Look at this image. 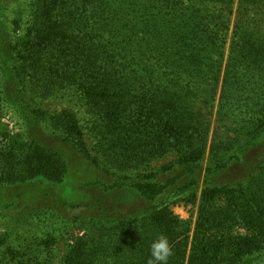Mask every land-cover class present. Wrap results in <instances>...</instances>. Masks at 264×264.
I'll return each instance as SVG.
<instances>
[{
    "label": "trees",
    "instance_id": "obj_1",
    "mask_svg": "<svg viewBox=\"0 0 264 264\" xmlns=\"http://www.w3.org/2000/svg\"><path fill=\"white\" fill-rule=\"evenodd\" d=\"M128 1L26 0L9 20L0 0V72L7 65L13 70L20 115L73 144L115 179L110 190L124 199L118 197L113 208L89 203L90 229L74 240L60 264H149L151 244L161 235L171 246L167 264H264V203L257 191L220 182L217 173L231 160L226 153L212 154L191 240L188 226L170 209L172 193H180L176 201L197 199L196 171L202 169L207 130L191 101L219 86L228 20L216 19L196 0ZM211 1L217 12L232 10V0L202 2ZM239 1L255 12L248 17L254 27L246 31L247 19L236 25L221 104L227 109L242 96L243 104L249 99L264 108V31L259 29L264 0ZM251 64L256 70L245 71ZM67 95L85 109L89 135L73 110L42 108ZM252 121L259 125L245 134L240 146L245 151L264 132V112ZM170 154L176 155L173 162L151 167ZM167 171L174 177L163 181ZM67 172L58 153L23 134L11 136L0 123V192L60 185ZM18 197L0 196L1 216L31 210L49 195ZM7 236L0 235V264H12L10 259L50 264L48 256L29 252L43 240L29 243L26 253L14 252Z\"/></svg>",
    "mask_w": 264,
    "mask_h": 264
},
{
    "label": "rangeland",
    "instance_id": "obj_2",
    "mask_svg": "<svg viewBox=\"0 0 264 264\" xmlns=\"http://www.w3.org/2000/svg\"><path fill=\"white\" fill-rule=\"evenodd\" d=\"M2 1L3 6L7 10L6 15L9 20H11L20 4L22 6L27 4L26 0ZM136 1H138L136 4H132L129 0L127 4L137 5L142 0ZM202 1L196 0L197 7H209L216 19L220 18L222 21L228 20L229 27L223 67L216 92L214 94L211 92L203 93L191 101L196 108V112L203 117L207 130L202 169L196 171V180L198 181L197 199L192 204L176 201L180 194L179 192L176 195H173V193L170 195V209L179 220L188 226L190 240L196 227L200 195L213 153L222 151L221 153H226V161L228 158L231 159L228 162V166L222 168L217 173L220 177V182L228 184L230 187H236L240 184L243 188L257 191L264 203V132L261 133L256 142H252L251 149L247 148L245 151L240 148L242 143L245 142V134L256 128L254 124L259 125L257 121L253 122L252 120H256L259 117L262 119L264 108L261 106L260 101V104H258L257 101L250 102L248 99L247 103L243 104L244 100H242V96L233 98L231 101L232 107L229 106L227 109H224L221 104L225 67L230 56V44L236 31V25L240 19L250 21L248 17H253L255 12L246 11L243 6L240 7L239 0H232V10L223 12L215 10L216 4L214 2L212 3L211 1L208 4ZM165 2L166 0L162 3L165 4ZM244 13L250 14L243 15ZM141 20L142 18H140ZM250 22L246 27V31L254 27L253 22ZM260 22L261 26H259V29L264 31V17H262ZM19 33L21 34L22 32L19 31ZM2 49L4 52H7L3 46ZM3 64H6L5 60L2 61ZM256 65L251 64L244 70H256ZM17 91V81L13 76V70L7 65L0 72V92H2L3 98L0 110V123L11 136L23 134L40 145L58 153L67 163L68 172L64 183L60 185L48 187L46 185L43 186V184H35L19 190L12 189L8 192L1 190L0 196L4 201L10 198L14 200L18 199V195L20 194L35 197L40 195V193H44L49 195V198L40 200L36 207L34 205L32 206L34 207L33 209L25 210L23 211L24 213L0 215V235H9L7 236V238L9 237V245L12 249H15L14 252L26 253L24 250L29 243L43 240L40 248L32 246L29 252L37 250L40 256H48L50 258V264H60L62 257L73 244L74 240L86 235V232L90 229V225L86 222V217L90 213H93L92 209L88 208L90 206L89 203L104 202L105 205L103 204V206L113 208L118 202V197L122 200L124 199L122 193L110 190L115 179L101 173L92 162L78 152L73 144L54 135L52 130L46 125L38 124L36 120L23 118L20 115L17 109L19 105ZM249 98L252 97L249 96ZM42 108L48 109L50 112H58L65 109L73 110L77 113L84 132L89 135L88 116L74 95H67L62 99L58 98V100H48L42 104ZM249 121L253 123L250 124ZM175 158V154L166 155L152 162L151 167L155 170L160 169L173 162ZM162 176V180L167 181V179L174 177V173L167 171ZM181 183H183V180L177 181V185ZM108 190H110L109 193ZM36 210H38L39 214L25 217L26 212L29 214V212L34 213ZM41 215L43 216L40 220H35L36 217ZM78 217L81 218L75 220ZM237 231L244 234L243 229H238ZM51 235L55 237L56 243L47 242L49 240L48 236ZM10 261L12 264L19 262L15 261V259H10Z\"/></svg>",
    "mask_w": 264,
    "mask_h": 264
},
{
    "label": "clouds",
    "instance_id": "obj_3",
    "mask_svg": "<svg viewBox=\"0 0 264 264\" xmlns=\"http://www.w3.org/2000/svg\"><path fill=\"white\" fill-rule=\"evenodd\" d=\"M172 254L167 237L161 235L151 244V259L149 264H167L168 257Z\"/></svg>",
    "mask_w": 264,
    "mask_h": 264
}]
</instances>
